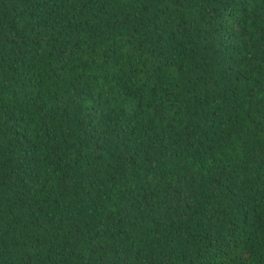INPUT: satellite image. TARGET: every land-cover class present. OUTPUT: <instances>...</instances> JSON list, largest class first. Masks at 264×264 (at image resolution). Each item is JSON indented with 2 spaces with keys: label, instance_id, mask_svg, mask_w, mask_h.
<instances>
[{
  "label": "trees",
  "instance_id": "16d2710c",
  "mask_svg": "<svg viewBox=\"0 0 264 264\" xmlns=\"http://www.w3.org/2000/svg\"><path fill=\"white\" fill-rule=\"evenodd\" d=\"M0 264H264V0H0Z\"/></svg>",
  "mask_w": 264,
  "mask_h": 264
}]
</instances>
